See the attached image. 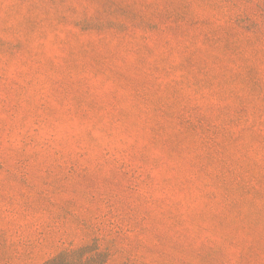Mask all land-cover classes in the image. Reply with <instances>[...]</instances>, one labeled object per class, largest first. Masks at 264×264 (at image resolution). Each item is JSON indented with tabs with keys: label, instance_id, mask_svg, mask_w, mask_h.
Returning a JSON list of instances; mask_svg holds the SVG:
<instances>
[{
	"label": "rangeland",
	"instance_id": "374dc122",
	"mask_svg": "<svg viewBox=\"0 0 264 264\" xmlns=\"http://www.w3.org/2000/svg\"><path fill=\"white\" fill-rule=\"evenodd\" d=\"M264 264V0H0V264Z\"/></svg>",
	"mask_w": 264,
	"mask_h": 264
},
{
	"label": "trees",
	"instance_id": "16d2710c",
	"mask_svg": "<svg viewBox=\"0 0 264 264\" xmlns=\"http://www.w3.org/2000/svg\"><path fill=\"white\" fill-rule=\"evenodd\" d=\"M83 252V248L62 251L46 260L44 264H90L89 260H82Z\"/></svg>",
	"mask_w": 264,
	"mask_h": 264
}]
</instances>
